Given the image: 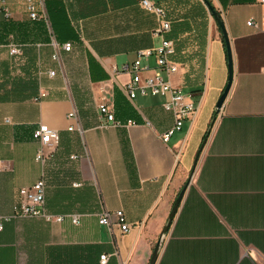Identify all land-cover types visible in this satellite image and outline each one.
<instances>
[{"label": "crops", "instance_id": "obj_1", "mask_svg": "<svg viewBox=\"0 0 264 264\" xmlns=\"http://www.w3.org/2000/svg\"><path fill=\"white\" fill-rule=\"evenodd\" d=\"M152 1L170 21L165 37L174 42L170 59L177 65L170 80L198 104L166 142L160 135L174 119L163 98L129 99L122 88L129 74L110 69L159 45L153 13L137 0H45L56 40L72 46L61 52V67L51 57L44 21L29 19L24 0H7L11 16L0 14V264H148L198 153L155 264H264V4ZM206 1L227 34L233 76L200 149L228 79L223 35ZM9 43L19 45L21 54L11 55ZM144 62L151 67L144 74H152L154 56ZM101 103L117 120L136 124L99 127ZM73 109L82 138L77 127L67 129L77 125L68 117ZM38 123L59 135L44 164L35 158L32 138ZM40 178L45 210L63 220L8 217L19 188ZM103 207L121 210L129 231L121 233L115 222L99 224ZM101 255L107 256L104 263Z\"/></svg>", "mask_w": 264, "mask_h": 264}, {"label": "built area", "instance_id": "obj_2", "mask_svg": "<svg viewBox=\"0 0 264 264\" xmlns=\"http://www.w3.org/2000/svg\"><path fill=\"white\" fill-rule=\"evenodd\" d=\"M140 6L148 12L155 15L157 26L152 30V35L159 38V45L154 48H146L138 50L135 59L130 63H124L119 68L112 66L111 71L114 73H128L129 79L122 85L123 90L129 99H135L138 95L141 96H160L163 98L162 107L164 110L173 115V125L166 131L161 133L160 138L166 142L177 131H180L185 121L189 119L198 109V104L193 100L191 92L184 91L181 87L175 86L170 80V75L177 70V65L170 59L174 54V42L165 37V33L170 30V21L167 18L165 9L154 3L152 0H137ZM260 4H264V0H257ZM26 12L31 21H44L49 29L50 44L53 47L52 59L57 61L62 67L61 52H69L71 50V42L65 41L59 43L51 30L50 20L45 6V0H24ZM0 14L9 18L11 12L9 10L7 0H0ZM247 25H255L254 21H247ZM9 53L11 55L21 54V48L14 43L8 44ZM154 56L155 67L150 75L144 73L150 70V65L144 62L145 59ZM49 76L55 74L54 70L47 71ZM40 96H45V91L40 92ZM98 113L103 117L104 122L99 123V127L105 126H132L135 121L132 119L122 122L116 119L111 108L105 103H101L97 107ZM68 117L76 121V126L69 125L68 130H76L81 138L83 130L80 126V120L77 111L73 109L68 113ZM9 122V119H6ZM32 138L38 143L36 150V160L44 164L50 159L57 148L59 142L58 131L50 127L46 123H38L32 131ZM84 144L85 155L87 156L86 145ZM47 148V149H46ZM72 155L71 158H76ZM4 164L0 161V171ZM79 185V183H74ZM19 200L14 203L12 213L8 217H41L47 221H62L64 215H54L45 210V194H44V179L40 178L31 186L21 187L18 190ZM71 221L78 223V215H70ZM116 223L121 233H127L130 229L129 223L126 222L124 214L121 210L109 211L102 208L98 213V223L111 227L112 223ZM106 255L100 256V261L105 262Z\"/></svg>", "mask_w": 264, "mask_h": 264}, {"label": "water", "instance_id": "obj_3", "mask_svg": "<svg viewBox=\"0 0 264 264\" xmlns=\"http://www.w3.org/2000/svg\"><path fill=\"white\" fill-rule=\"evenodd\" d=\"M206 4L208 5V7L211 9V12L215 18V20L217 21V23L219 24L220 28H221V32H222V35H223V39H224V43H225V48H226V54H227V67H228V79H227V82H226V85L222 91V93L220 94L219 98L217 99L216 101V104H215V107H214V114H213V117L210 121V124H209V127L206 131V134L204 135V138H203V141H202V144L200 146V149L202 148V145L203 143L205 142L209 132H210V129H211V126L213 125V122L216 118V115L219 113L227 95H228V92H229V89H230V86H231V82H232V76H233V68H232V59H231V52H230V47H229V40H228V37H227V34L225 32V29H224V26H223V23L221 21V18L219 17L218 15V12L215 11L213 9V7L210 5V3L208 1H206ZM199 149V151H200ZM199 154V153H198ZM198 154L195 156L194 158V161H193V164H192V169L190 171V174L188 176V180L184 183V185L181 187V189L179 190L177 196L175 197L173 203H172V206L170 208V211L167 215V218H166V221H165V224L160 232V235H159V238L157 239L156 243H155V246L152 250V254H151V257L149 259V262L148 264H155V261L157 259V255H158V251H159V248H160V245H161V241L162 239L164 238V236L166 235L169 227H170V224L174 218V215L177 211V208L179 206V203L182 199V196L184 194V191L188 185V182H189V179L191 178L192 174H193V171H194V168L196 166V162H197V158H198Z\"/></svg>", "mask_w": 264, "mask_h": 264}, {"label": "rangeland", "instance_id": "obj_4", "mask_svg": "<svg viewBox=\"0 0 264 264\" xmlns=\"http://www.w3.org/2000/svg\"><path fill=\"white\" fill-rule=\"evenodd\" d=\"M189 174H190V170L187 172V174H186V176H185V180H184V182H183V184L188 180L187 179V176H189ZM183 184H182V186H183Z\"/></svg>", "mask_w": 264, "mask_h": 264}, {"label": "trees", "instance_id": "obj_5", "mask_svg": "<svg viewBox=\"0 0 264 264\" xmlns=\"http://www.w3.org/2000/svg\"><path fill=\"white\" fill-rule=\"evenodd\" d=\"M45 6H46V4H45ZM47 10V9H46ZM47 13H48V11H47ZM54 34V33H53ZM55 37V36H54ZM55 39H56V37H55Z\"/></svg>", "mask_w": 264, "mask_h": 264}]
</instances>
